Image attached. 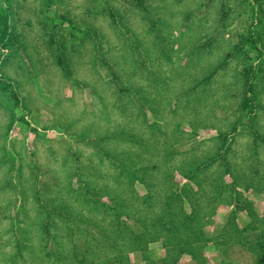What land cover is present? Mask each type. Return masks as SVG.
I'll return each mask as SVG.
<instances>
[{
  "label": "rangeland",
  "instance_id": "374dc122",
  "mask_svg": "<svg viewBox=\"0 0 264 264\" xmlns=\"http://www.w3.org/2000/svg\"><path fill=\"white\" fill-rule=\"evenodd\" d=\"M1 11L14 40L0 47V264H260L264 0H0ZM221 154L234 177L219 161L183 175ZM170 191L199 213L198 253L161 240L133 253L119 220L137 230Z\"/></svg>",
  "mask_w": 264,
  "mask_h": 264
},
{
  "label": "trees",
  "instance_id": "16d2710c",
  "mask_svg": "<svg viewBox=\"0 0 264 264\" xmlns=\"http://www.w3.org/2000/svg\"><path fill=\"white\" fill-rule=\"evenodd\" d=\"M139 3H142V0H137ZM260 33L256 31H251L249 37L246 40L251 43L253 46H257L260 41ZM14 40V34L12 30V26L10 24V16L8 12L1 11L0 12V47L8 48L12 41ZM60 65L64 71L67 73L71 72L70 66L66 62L65 58L60 59ZM247 73L251 76L248 77V82L245 90L244 97V106L245 108L253 107V98L250 96L252 91L254 90V84L250 80L253 74H255V67L250 65L247 68ZM236 131V130H235ZM228 140V136H225V141ZM219 161L220 167L224 169L226 173L231 174L234 177L232 163L229 161L228 155H218V158L214 157L206 162L196 163V167L194 169H190L183 173L184 176L197 181V176L199 171H203V169H207L210 165H214ZM130 176V174H129ZM133 181L136 179L142 180L144 183L146 181L139 176H130ZM237 180V179H235ZM148 183V182H147ZM149 185V184H148ZM147 185V186H148ZM144 205L150 203L149 197L144 198ZM119 205V209L117 210ZM122 203L117 204L116 214L120 219V216H124L121 214L120 209L123 207ZM151 206V205H150ZM127 216V215H125ZM144 222L142 225L137 227L135 230L134 227L128 226L124 221L119 220L118 229H128L130 230L129 237L122 236L121 239L128 241L129 239V249L136 254H143L149 248V245L152 241H162L163 246L169 250L171 253L183 254L185 252L190 253L193 257L198 253L197 250V241L204 237V229L198 225L200 221L199 213L194 206L192 205L191 210H187L184 206V197L181 194H176L175 192L169 193L166 197L163 208H161L158 213L155 211V215L153 216V220L149 219H141ZM198 231L195 232L194 230ZM121 232H119V235ZM206 236V235H205ZM119 237V236H118ZM129 251V253H131ZM147 253V252H146ZM123 257V258H120ZM119 259L121 262H124V255L120 256ZM129 259V264H133V261L130 260L131 257H127ZM164 264H167V260L163 261ZM258 263L264 264V246L263 253L258 258Z\"/></svg>",
  "mask_w": 264,
  "mask_h": 264
}]
</instances>
